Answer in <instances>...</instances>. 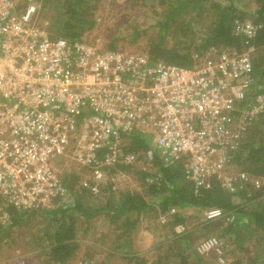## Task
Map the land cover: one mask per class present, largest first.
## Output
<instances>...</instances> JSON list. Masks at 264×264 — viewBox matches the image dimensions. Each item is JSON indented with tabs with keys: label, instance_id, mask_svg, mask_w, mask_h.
Instances as JSON below:
<instances>
[{
	"label": "built area",
	"instance_id": "built-area-1",
	"mask_svg": "<svg viewBox=\"0 0 264 264\" xmlns=\"http://www.w3.org/2000/svg\"><path fill=\"white\" fill-rule=\"evenodd\" d=\"M43 2L0 0V229L13 226L9 209L73 205L60 161L85 171L78 189L96 198L120 193L128 169L154 185L162 168L179 164L196 194L217 184L248 198L263 189V179L232 162L246 133L264 119V84L250 45L260 26L236 21L234 34L247 38L243 51L211 48L206 63L187 69L52 38L40 25ZM138 137L148 147L129 151ZM204 214L211 220L222 211ZM224 247L211 237L196 252L227 264Z\"/></svg>",
	"mask_w": 264,
	"mask_h": 264
},
{
	"label": "trees",
	"instance_id": "trees-1",
	"mask_svg": "<svg viewBox=\"0 0 264 264\" xmlns=\"http://www.w3.org/2000/svg\"><path fill=\"white\" fill-rule=\"evenodd\" d=\"M240 1L158 0L159 5L164 8V13L156 25L158 36L150 42L148 48L147 56L150 61L152 63L161 61L191 69L197 66L199 57L205 56L207 60L210 59L208 56L211 48L241 52L245 48L247 38L234 34L235 22L250 20L251 23L260 26L250 45L257 48L253 57L255 76L259 83L264 84V0H251L255 6L248 10L241 9ZM79 2L83 0H65L64 6L60 4L65 11L57 12L56 20L50 22L47 29L52 38L81 41L80 31L74 28L75 23L79 21L77 17L82 18L84 15ZM66 5L69 6L68 10ZM197 25L200 26L198 31L195 28ZM176 33L178 36L174 39V45L168 46L163 43L166 35L174 37ZM104 50L119 51L113 44ZM130 141L129 151H140L148 147L147 140L141 137ZM232 162L249 175L264 180V119L257 120L246 133L238 151L233 155ZM61 179L74 196V203L70 207H56L38 212L9 209L13 226H20L31 217L41 218V231L36 232L34 237L37 238L35 242L42 244L46 264H69L76 259L79 249L78 227L83 219L89 222L102 214L110 220L116 229L121 231V235L114 242L116 243L114 249L122 250L128 247L130 232L142 215L147 216L149 212L164 214L175 209L180 212L170 215L169 223L165 225L170 228L175 240L160 248L159 252L164 256L159 254L156 264H204L205 257L200 256L195 250L198 246V232L206 240L214 236L226 241L228 245L224 247L225 252H232L233 255V262L230 264H264V187L262 190L252 189L250 198L245 191L231 194L218 184L196 194L194 184L185 178L180 164L172 168H162V180L159 184L143 183L146 196L137 192H120L96 198L87 191L78 189L80 179L75 175L68 174ZM153 199L156 202H152ZM184 208L220 209L222 215L206 221L205 227L196 232L195 228L188 230L184 224L185 220L181 215ZM231 216H234V221H230ZM181 224L186 230L178 235L174 228ZM243 228L251 229L253 232L260 231L262 234L255 238L257 240L254 243L255 250L258 249L256 254L246 258L234 254L235 248L242 250L241 244L245 237L238 236ZM8 230L0 229V241L5 235H9ZM208 234L211 237L207 236ZM122 241L125 244H121ZM212 258L216 260V257ZM135 259L138 264H145L141 258Z\"/></svg>",
	"mask_w": 264,
	"mask_h": 264
},
{
	"label": "rangeland",
	"instance_id": "rangeland-1",
	"mask_svg": "<svg viewBox=\"0 0 264 264\" xmlns=\"http://www.w3.org/2000/svg\"><path fill=\"white\" fill-rule=\"evenodd\" d=\"M60 4L64 6L65 0H44L39 15L40 25L47 29L50 27V22L56 20L57 12L65 11ZM80 6L83 8L84 15L82 18L77 17L79 21L75 23L74 28L80 31L81 41L96 45L101 49H107V46L113 44L115 49L120 52L137 55H148L150 42L158 36L156 25L164 13V8L159 5L158 0H83V2H79ZM240 6L241 9L248 10L253 9L255 5L251 0H241ZM66 7L68 10L69 6L66 5ZM192 8L190 7V9ZM249 22L251 21L249 20ZM195 28L198 31L200 26L197 25ZM177 36L178 33L174 37L166 35L162 41L164 44L172 46ZM206 62V57L201 56L198 58L197 66ZM57 167L62 178L73 174L80 179L81 174L85 173L79 165L71 161H60ZM135 170L137 171V168ZM135 170L125 171L127 180L122 184L121 193L137 192L140 195H145L143 181ZM73 181L76 182V180ZM152 202H156V200L153 199ZM179 212L178 209L174 210L175 214ZM204 212L205 210L183 209L181 215L188 230L195 228V231L198 232L205 227L208 220ZM162 214L149 212L147 216L142 215L130 232L128 247L122 250L114 249L116 246L114 242L121 235V231L117 230L115 224L102 214L97 215L89 222L81 220L77 233L79 249L76 259L69 264H138L135 258H141L145 264H156L159 254L164 256L159 252L160 248L166 247L169 245L167 243H173L175 240L170 228L165 226L169 223V218L165 223H162ZM40 221L39 217H31L20 226L14 225L7 228L10 231L9 235H5L0 241V264L47 263L42 244L35 242L37 238L34 237L36 232L41 231ZM198 234L197 244L199 245L206 239L202 238L199 232ZM207 236L211 237L210 234ZM257 236H262L260 231L253 232L251 229L243 228L238 236L245 237L241 244L242 250L237 247L236 250L234 249V254L242 258L249 257L251 254L255 255L258 250H255L254 244L257 241L255 239ZM121 244H125V242L122 241ZM227 245L224 241V246ZM195 250L197 251V247ZM200 256L205 257L204 264H217V259L212 258L216 256L212 253L208 256ZM225 256L227 264L233 262L232 252L226 253Z\"/></svg>",
	"mask_w": 264,
	"mask_h": 264
}]
</instances>
